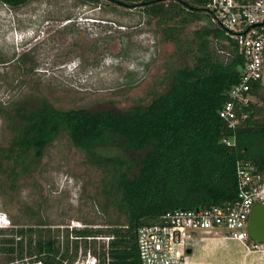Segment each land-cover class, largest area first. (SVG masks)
I'll use <instances>...</instances> for the list:
<instances>
[{
  "label": "trees",
  "instance_id": "obj_1",
  "mask_svg": "<svg viewBox=\"0 0 264 264\" xmlns=\"http://www.w3.org/2000/svg\"><path fill=\"white\" fill-rule=\"evenodd\" d=\"M31 1L0 3L18 8ZM81 1L94 4L92 8L99 4L98 0ZM111 1L129 8L143 6L162 25L177 20L186 26L208 19L200 7L202 0ZM193 47V68H180L171 75L164 93L127 111L111 105L64 110L39 96L5 111L0 107V114L15 124L10 149L17 155L15 162L30 154L42 159L64 130L74 146L88 151L92 165L112 177L115 191H105L101 210L106 215L110 209L119 214L117 221L82 219L85 227L80 228L49 220L0 229V255L4 256L0 264H74L81 250L96 256L100 264H140L137 230L141 226L160 223L170 211L234 201L240 163H251L264 172V86L254 85V102L243 110L247 118L235 132L230 130L219 112L228 92L241 81L243 56L235 42L210 23L195 32ZM8 63L0 58V65ZM25 65L19 63L18 68ZM226 138L232 139V146L224 143ZM106 145L125 154L97 155L96 149ZM98 237L112 239L107 245Z\"/></svg>",
  "mask_w": 264,
  "mask_h": 264
},
{
  "label": "rangeland",
  "instance_id": "obj_2",
  "mask_svg": "<svg viewBox=\"0 0 264 264\" xmlns=\"http://www.w3.org/2000/svg\"><path fill=\"white\" fill-rule=\"evenodd\" d=\"M98 2L97 8L81 0H33L18 8L0 3V58L9 62L0 65L3 111L35 96L64 110L111 105L127 111L164 93L180 68H193L195 32L208 19L162 25L143 6ZM22 62L26 65L20 69ZM14 128L0 114V211L20 222L16 228L49 220L70 228L85 227V218L118 220L115 210L107 215L101 210L105 191H115L112 177L92 165L88 151L74 146L66 131L42 159L30 154L17 163L10 151ZM96 153L125 154L111 145L98 147ZM238 249L212 246L209 255L219 260L208 264H238ZM263 262L264 254L251 258L252 264Z\"/></svg>",
  "mask_w": 264,
  "mask_h": 264
},
{
  "label": "built area",
  "instance_id": "obj_3",
  "mask_svg": "<svg viewBox=\"0 0 264 264\" xmlns=\"http://www.w3.org/2000/svg\"><path fill=\"white\" fill-rule=\"evenodd\" d=\"M200 7L209 23L235 42L244 59L241 81L228 92V100L219 112L235 132L247 118L244 108L254 102V85L264 86V0H202ZM223 141L233 145L231 138ZM258 204H264V172L251 163H240L234 201L206 209L170 211L160 223L137 230L140 264H189L205 235L222 234L225 240L240 243L247 254H264V243L252 240L248 232L250 215ZM12 228L16 226L11 218L0 211V229ZM97 239L109 245L112 238ZM74 264H100V260L81 250Z\"/></svg>",
  "mask_w": 264,
  "mask_h": 264
},
{
  "label": "crops",
  "instance_id": "obj_4",
  "mask_svg": "<svg viewBox=\"0 0 264 264\" xmlns=\"http://www.w3.org/2000/svg\"><path fill=\"white\" fill-rule=\"evenodd\" d=\"M216 245H222V246L235 245L239 247L238 256H237L238 264H252L251 258L255 253L247 254L245 248L240 243L235 241L225 240L221 235H205L204 240L200 243L198 248L192 253L189 264H208L213 260L214 262L218 261L219 259L212 258L214 253H211L209 255L210 247ZM220 254L221 253H217L218 256ZM220 261L222 260L220 259ZM262 264H264V262Z\"/></svg>",
  "mask_w": 264,
  "mask_h": 264
},
{
  "label": "water",
  "instance_id": "obj_5",
  "mask_svg": "<svg viewBox=\"0 0 264 264\" xmlns=\"http://www.w3.org/2000/svg\"><path fill=\"white\" fill-rule=\"evenodd\" d=\"M248 232L252 240L264 243V204H258L253 207L249 219Z\"/></svg>",
  "mask_w": 264,
  "mask_h": 264
},
{
  "label": "clouds",
  "instance_id": "obj_6",
  "mask_svg": "<svg viewBox=\"0 0 264 264\" xmlns=\"http://www.w3.org/2000/svg\"><path fill=\"white\" fill-rule=\"evenodd\" d=\"M92 23H94V21H91Z\"/></svg>",
  "mask_w": 264,
  "mask_h": 264
}]
</instances>
